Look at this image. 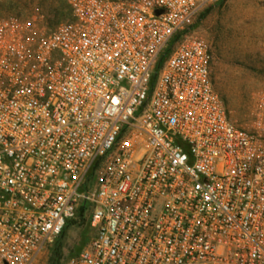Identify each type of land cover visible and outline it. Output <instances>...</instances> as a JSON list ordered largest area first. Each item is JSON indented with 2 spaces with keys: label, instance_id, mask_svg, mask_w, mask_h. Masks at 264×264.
Returning a JSON list of instances; mask_svg holds the SVG:
<instances>
[{
  "label": "built area",
  "instance_id": "2783aa9c",
  "mask_svg": "<svg viewBox=\"0 0 264 264\" xmlns=\"http://www.w3.org/2000/svg\"><path fill=\"white\" fill-rule=\"evenodd\" d=\"M221 0H68L0 16V264H264V90L249 127L192 29Z\"/></svg>",
  "mask_w": 264,
  "mask_h": 264
},
{
  "label": "rangeland",
  "instance_id": "374dc122",
  "mask_svg": "<svg viewBox=\"0 0 264 264\" xmlns=\"http://www.w3.org/2000/svg\"><path fill=\"white\" fill-rule=\"evenodd\" d=\"M192 29L211 51L212 79L229 118L249 127L256 95L264 90V0H221L203 10ZM34 17L47 28L70 18L68 0H0V16ZM92 235L86 221L69 223L59 243L65 258Z\"/></svg>",
  "mask_w": 264,
  "mask_h": 264
},
{
  "label": "trees",
  "instance_id": "16d2710c",
  "mask_svg": "<svg viewBox=\"0 0 264 264\" xmlns=\"http://www.w3.org/2000/svg\"><path fill=\"white\" fill-rule=\"evenodd\" d=\"M205 13H201L200 18L204 15ZM84 210H85V206H82L79 210V220H71L69 223H83V221H85V218L83 217L84 215ZM68 223V224H69ZM63 232V231H62ZM62 234V233H61ZM61 234L59 235L58 239L56 240V242L52 245V247L50 248L49 251V255H48V259H47V263L46 264H63V260L65 259L64 255H63V251L62 248L63 246L59 243V238L61 236ZM88 240V239H87ZM81 250V248H79V251ZM78 251V252H79ZM77 252V253H78ZM76 253V254H77Z\"/></svg>",
  "mask_w": 264,
  "mask_h": 264
}]
</instances>
